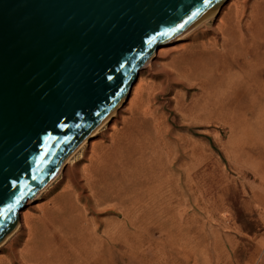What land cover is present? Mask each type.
I'll use <instances>...</instances> for the list:
<instances>
[{
    "label": "water",
    "instance_id": "95a60500",
    "mask_svg": "<svg viewBox=\"0 0 264 264\" xmlns=\"http://www.w3.org/2000/svg\"><path fill=\"white\" fill-rule=\"evenodd\" d=\"M222 0H0V242L159 45Z\"/></svg>",
    "mask_w": 264,
    "mask_h": 264
},
{
    "label": "bare ground",
    "instance_id": "6f19581e",
    "mask_svg": "<svg viewBox=\"0 0 264 264\" xmlns=\"http://www.w3.org/2000/svg\"><path fill=\"white\" fill-rule=\"evenodd\" d=\"M227 2L222 0L180 35L165 42L158 53L154 54L153 51L144 62L145 69L141 70L139 82L134 86L128 105H125V97L118 101L93 132L84 137L64 159L54 176L27 201V205H30L55 192L51 200L53 209L49 212L46 209L41 214L48 222L46 234L34 227L28 210L20 211L14 230L0 243V252L9 248L5 259L7 264H102L99 256L102 255L103 247L107 245L110 249L119 245L124 240L127 227L137 231L143 223L153 221L158 209L169 211L171 197L176 192L183 202L186 200L187 184L194 176L191 165L201 164L204 158L193 152L190 155L193 162H188V146L182 139L179 142L172 139L169 116L156 105L159 88L163 84H157L154 78L164 73L161 66H158L159 59L174 41L180 42L181 48L194 43L210 55L223 58L231 54L240 56V45L246 50L243 55L247 59L253 57L258 49L262 50L264 57V0H233L224 18L223 10ZM251 26L262 30L258 41ZM230 33L234 38L238 35V39L232 40ZM252 63L243 59L242 73L229 69L223 76L218 96L194 108L197 117L207 118L222 110H227L232 118L237 115H264V63L260 74L251 77L250 72L245 70L252 68ZM209 72H212V68H209ZM149 76L153 80L148 79ZM170 77L167 73L161 81H168ZM243 89L246 92L240 93ZM228 100L245 101L249 109L226 106ZM254 104L259 106L252 107ZM107 135L110 142L102 139V144L96 145L97 138H105ZM132 144L138 148L139 155L133 158L138 165L124 176L129 184L124 186L119 183L118 194L112 196L118 200L123 220L99 229L85 220L84 212L91 204L107 201L110 195L107 181L111 175H114L113 178L116 175L106 168V164L110 163L107 165L110 166L117 161L113 165L117 166L121 158L126 155L129 158ZM56 218L60 220L56 221ZM82 219L86 224L80 227L78 221ZM75 243L81 247L74 246ZM66 246L70 250L63 254L61 251ZM117 253L121 254V248Z\"/></svg>",
    "mask_w": 264,
    "mask_h": 264
},
{
    "label": "rangeland",
    "instance_id": "374dc122",
    "mask_svg": "<svg viewBox=\"0 0 264 264\" xmlns=\"http://www.w3.org/2000/svg\"><path fill=\"white\" fill-rule=\"evenodd\" d=\"M232 2L228 0L226 3L224 18ZM251 30L258 41L262 30L257 26H251ZM230 37L234 41L238 39V35L234 38L232 33ZM163 44L154 50V54ZM179 44L178 41L169 44V50L159 59L158 66L164 73L154 78L157 84H163L159 88L156 105L169 116L172 139L175 142L182 139L188 146L189 156L186 160L193 162L190 155L194 152L204 161L191 165L194 176L187 184L188 194L184 202L176 192L171 197L169 211L158 209L153 221L143 223L137 231L127 227L124 240L119 245L110 249L107 245L103 247L100 263L264 264V115H237L232 118L227 110H222L207 118H198L194 110L198 104L211 102L218 96L223 76L229 69L232 72L244 71L243 59L253 62V67L245 71H249L251 77L259 75L264 63L261 62L264 60L263 52L258 49L253 57L247 59L243 55L246 50L240 45V56L231 54L223 58L210 55L194 43L183 48ZM144 64L125 97L126 106L133 95L134 86L139 82L141 70L145 69ZM209 68H212V72H209ZM167 73L170 79L161 81ZM148 79L153 80L151 76ZM244 92L243 89L240 93ZM229 103L226 106L249 109L245 101ZM102 139L110 142L108 135L105 138L100 136L95 140L96 145H101ZM138 155V148L133 147L129 158L127 155L121 158L117 166H113L117 161L110 166H107L110 163L106 164V168L116 177L111 175L107 181L110 190L107 201L91 204L84 212L85 220L93 223V226L103 229L123 220L118 200L112 196L118 194L119 183L124 186L129 184L124 176L127 171L137 167L138 162L133 158ZM54 193L30 205L26 203L22 208L29 211L34 227L45 234L48 222L41 214L46 209V212L53 209L51 200ZM19 218L20 211L17 221ZM85 220H79L78 225L83 227ZM74 246L81 247L79 243ZM69 248L66 246L61 252L66 254ZM119 248L120 255L117 253ZM8 251L7 247L0 252V264H7Z\"/></svg>",
    "mask_w": 264,
    "mask_h": 264
}]
</instances>
